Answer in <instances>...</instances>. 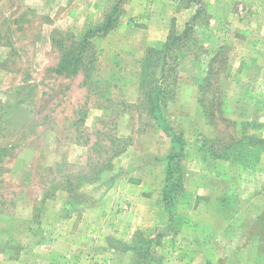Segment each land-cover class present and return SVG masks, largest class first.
Wrapping results in <instances>:
<instances>
[{"label": "rangeland", "instance_id": "rangeland-1", "mask_svg": "<svg viewBox=\"0 0 264 264\" xmlns=\"http://www.w3.org/2000/svg\"><path fill=\"white\" fill-rule=\"evenodd\" d=\"M99 1L0 0V222L80 226L49 264H264V0L171 4L160 110L140 83L164 44Z\"/></svg>", "mask_w": 264, "mask_h": 264}, {"label": "crops", "instance_id": "crops-1", "mask_svg": "<svg viewBox=\"0 0 264 264\" xmlns=\"http://www.w3.org/2000/svg\"><path fill=\"white\" fill-rule=\"evenodd\" d=\"M97 1L100 4L99 0H90L89 4L94 5ZM176 1L178 0H126L124 13L120 19L121 24L130 21V19H138L144 24L143 28L139 26L130 29L131 32L145 37L142 39V43L132 44L136 49L142 47V51H144L148 46L156 48L164 44L172 23L174 21L177 23L179 20V16L174 15L171 8V4ZM174 16L178 18L173 20ZM82 17L78 19L83 21ZM78 25H80L79 21ZM12 174L10 176L15 177ZM19 211L16 208L12 214L3 217L7 218L5 222H0V264H29V262L23 263V261H31V259L30 264H49V260L64 259L66 255L74 254L81 249L80 226L75 230H60L56 238L51 241L44 236L35 237L32 234H26L25 231L19 232L18 235L15 230L11 233V228L16 229L18 223H21L18 220ZM27 220V222L31 221L29 217Z\"/></svg>", "mask_w": 264, "mask_h": 264}, {"label": "trees", "instance_id": "trees-1", "mask_svg": "<svg viewBox=\"0 0 264 264\" xmlns=\"http://www.w3.org/2000/svg\"><path fill=\"white\" fill-rule=\"evenodd\" d=\"M190 30L186 28L185 31ZM184 31V35L185 32ZM183 35V36H184ZM182 36V37H183ZM178 39V38H177ZM175 44V37H173L172 33L169 35L168 39L164 43L163 47L159 50H154L155 53L154 56H147L146 66L142 69L143 71V77L146 76V79L141 80L140 88H149L148 90L144 91L146 93V98L148 103L151 105V110H160L158 106V101H163L165 99V87L163 84V81L166 76V71H170L174 69L176 63L169 68H167L168 62L170 61V56L167 55L168 51L172 46ZM79 53V52H78ZM149 54V53H148ZM72 62H68L67 66L65 67L66 70L68 66L71 65V71L72 73H75L77 71L78 62L80 60V54L79 55H71ZM162 58V59H161ZM160 59V62H159ZM162 62V64H161ZM154 93V96H151V93Z\"/></svg>", "mask_w": 264, "mask_h": 264}]
</instances>
